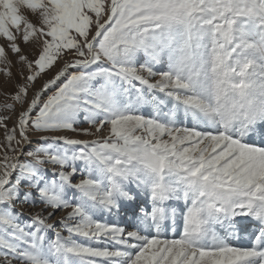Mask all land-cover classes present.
<instances>
[{"label": "snow or ice", "instance_id": "snow-or-ice-1", "mask_svg": "<svg viewBox=\"0 0 264 264\" xmlns=\"http://www.w3.org/2000/svg\"><path fill=\"white\" fill-rule=\"evenodd\" d=\"M0 77V264H264V0H0Z\"/></svg>", "mask_w": 264, "mask_h": 264}, {"label": "rangeland", "instance_id": "rangeland-1", "mask_svg": "<svg viewBox=\"0 0 264 264\" xmlns=\"http://www.w3.org/2000/svg\"><path fill=\"white\" fill-rule=\"evenodd\" d=\"M52 75H54V72H49L42 79L38 80L36 85H35L36 90H39L42 87V85L45 83V81L47 79H49ZM154 79H159V77H155ZM0 80H2V77H0ZM48 94L49 93H45L44 94L45 98H46V96ZM160 96H161V98H163V94H160ZM0 102H3V97L2 96H0ZM145 114H147V111L145 112ZM14 120H15V117H13V121H9V127H12V124H13ZM81 127H88V125L83 124V125H81ZM64 134L72 136V137H75V138L86 139V140L95 138V137H88V136H84V135H78L76 133H71V132L64 133ZM6 143L7 142H6V139H5V131H4V129L2 127H0V146L6 145ZM6 150H7L6 148L0 147V158L3 157L4 152ZM9 154H11V153H9ZM18 210L24 211L25 214H27L28 212H31V211H35V209H32L29 205H24L23 208H20V206H18ZM63 214L64 213H57V218L60 215H63ZM123 226H127V225L125 224ZM181 231H182V221L177 219L175 233H173L170 229H166L165 235L168 236L169 238H172L173 235L178 238V236L180 235Z\"/></svg>", "mask_w": 264, "mask_h": 264}]
</instances>
